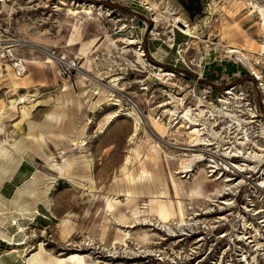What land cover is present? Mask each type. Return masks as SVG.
Wrapping results in <instances>:
<instances>
[{
  "label": "rangeland",
  "instance_id": "374dc122",
  "mask_svg": "<svg viewBox=\"0 0 264 264\" xmlns=\"http://www.w3.org/2000/svg\"><path fill=\"white\" fill-rule=\"evenodd\" d=\"M254 1L264 6V0ZM200 2L201 13L190 14L180 0H0V141L20 142L25 151L15 155L21 164L10 174L21 165L33 174L41 170L58 177L48 197L51 210L42 182L39 214L19 220L27 227V243L0 238V264H27L40 242L58 257L82 254L84 264H232L231 256L243 264L239 254L245 249L251 264H264L255 232L253 243L237 241L248 232L239 206L222 203L234 197L242 175L226 169L225 156L240 132L227 114L242 118L250 150L254 141L264 146V94L250 65L264 71L260 14L244 0ZM79 4L93 6V13L77 25L83 14L71 12L82 11ZM177 16L196 37L175 26ZM130 38L134 45H128ZM14 40L27 44L9 46ZM238 47L250 61L231 51ZM61 57L75 66L65 72ZM133 109L142 117L137 132ZM210 110L221 113L217 127ZM186 111L204 113L199 123L206 126L207 139H214L212 145H197L189 137L190 124L177 118ZM223 124L232 126L231 134ZM200 146L210 150L205 158L196 159L191 171L177 173ZM138 147L140 155L129 169L151 171V188H161L158 178H165L171 199L184 205V222L179 217L163 223L149 212L147 194L137 197L139 220L126 225L116 220L118 210L108 207V200L117 198L118 209L131 213L122 168ZM151 148L155 163L145 159ZM50 157L58 163L76 159L71 178L50 171ZM86 159L93 162L91 170ZM212 160L220 169L210 167ZM227 176L232 180L225 181ZM201 180L206 183L197 186ZM255 180L241 193L255 192ZM194 187L201 193L197 199L190 196ZM15 195L8 198L4 230L18 243L24 235L10 224L17 214L9 203Z\"/></svg>",
  "mask_w": 264,
  "mask_h": 264
},
{
  "label": "bare ground",
  "instance_id": "6f19581e",
  "mask_svg": "<svg viewBox=\"0 0 264 264\" xmlns=\"http://www.w3.org/2000/svg\"><path fill=\"white\" fill-rule=\"evenodd\" d=\"M244 1L249 6L252 13L258 12L260 14L259 25H260V28H261L263 34H264V6L259 5L254 0H244ZM80 6H78V7H80ZM81 8H83L82 11L76 9V10H73L71 12L75 16H79L80 14H83V16H81V17L79 16V18L77 20L78 21L77 25H79L80 22L81 23L83 22V21H80V19H84V16H89L93 13V6L82 5ZM181 22L184 23L183 27L179 25V23H181ZM174 24H175V26H177V25L180 26L181 28H179V29H181V31L184 32L185 34H187L189 37L194 38L197 36L195 34L196 33L195 30H193V28L190 26V24H188L186 21H184L181 17H179V16L175 17L174 18ZM13 42L14 43L9 45V46H15L18 44L19 45L27 44V42L25 40H14ZM128 42H129L128 45H134L135 39L130 38L128 40ZM70 45H73V43ZM258 45H259L258 46V48H259L258 53H260L261 55L264 56V44L261 43ZM9 46H5V47L8 48ZM231 51L236 52L240 56H243L247 60H249V57L244 52V48L239 49V47H238V48L231 49ZM254 53H257V52L254 51ZM250 65L252 66V68L255 71H257V69L253 65V63H250ZM238 99H240V98H238ZM14 102H16V101H12V103H14ZM22 102H25V98L23 101H21L19 103H22ZM114 104L118 105L119 103H114ZM199 106L201 107V105H199ZM133 111H134V109H133ZM138 112L139 111H134V114L136 115L135 132L138 131L139 124H140V117L141 116L139 117L140 113H138ZM220 114L221 113H216L215 111L210 110V115H212L211 124L213 127H217L220 125V123L217 121L218 120L217 116H219ZM126 115H129V114H126ZM203 115H204V113L202 112V113H199L198 116H193L190 113V111H186L183 116H177V118H181V120H184L185 124H186V122L190 124V126L188 128L189 129L188 134H189V137L192 138L193 142H196L197 145H201V146L205 145L207 147V146H210L214 143L213 142L214 139L213 140L211 138L207 139L208 136L206 133V129H207L206 126L200 127L201 124L199 123V121H200V118L203 117ZM227 115L231 117V119H232L231 121H234V123L237 124V128L240 132L238 133L237 142L234 141L232 143V144L235 143V145L230 148V150L227 152V154L225 156L227 158L226 162H225L226 169L230 170V171H233V170L238 171L239 173L242 174L241 175V177H242L243 173L247 169H252L251 163L257 161L258 157L262 154V153H260V151H264V149L262 148V146L259 145V143L254 141L253 145H252L253 149L250 150L251 149V146H249L250 139H249L248 135H244V133L242 131L244 129V127L242 125V118L239 117L237 114L233 115V114L228 113ZM52 116H54V115H52ZM206 116H208V115L206 114ZM1 121H2V113L0 111V122ZM244 121H246V120H244ZM180 122H182V121H179L178 124H180ZM181 125L183 126L182 123H181ZM231 129H232L231 125L227 126V124H223L222 130L224 132H226V134H229V133L231 134L232 133ZM216 131H217L216 135L217 136L220 135L219 134L220 131L219 130H216ZM135 135L136 134L134 133L133 136H135ZM28 138H29V140L31 139L32 141L36 139V137H34L33 135H29ZM43 141H44V139H43ZM197 145L194 144L191 146L192 147H198ZM201 146H200V149H198V151L196 150L198 153L189 155L190 159L188 161L190 162V165L189 166H183V168H181L183 170L180 172L177 171V173H183V172L191 171L192 169L190 167H192L193 163L196 162L195 161L196 159H198L199 161H202L205 158L206 154L209 153L210 150L205 149L204 147L201 148ZM140 150H141V147H138L136 149V155L133 158L129 157L127 159V162L125 163V165L122 168V173L125 176V180L128 182L129 187H130L128 190H126L124 192V195L127 196L126 206L130 209L131 213L127 214L126 212H123L120 209H118L121 202L117 198H112V199L108 200V204H107L108 207L111 210L117 209L118 211H117V214L115 215L116 220L118 221V223L126 225V224L130 223L131 220H133V221L139 220V218L141 217L140 216L141 210L137 204V197H138V195L147 194V195H150V200H149V203L147 204L149 212L155 213L163 223L164 222L167 223L168 220L176 219L179 217L181 218V222H184L186 219L185 218V212H184V205L181 201L175 203V201H173L171 199L169 184L165 178L163 180L158 178V180L162 182V183H160V186L162 185L161 188H159L158 186L151 188V187H149V185L154 183V175L151 171L141 169V170H139V172H135V171H131L129 169V164H130L131 160L133 159L135 161L138 159L140 152H141ZM24 152L25 151L21 147L20 142L10 143L8 140L0 141V186L4 182L6 177L11 175L10 171L12 169L15 170V167L17 165L21 164L20 163L21 159L17 158L16 154L22 155V154H24ZM241 156L243 158L238 160L237 162H233L231 160V158H233V157H241ZM145 159L148 162H150V161L156 162V160H155L156 158L152 154V148L150 149V153H148L146 155ZM6 163H7V166H6ZM9 163L11 164L10 166L8 165ZM212 163H214V164H211L210 167H217L220 169L219 163H217L215 160H212ZM46 164H47L46 165L47 168L50 171H52L54 173H58V174L65 176L67 178H71V174H72L71 171L74 170L75 166L77 165V162H76V159H74V160L64 159L62 163H58L52 157H50V158L46 159ZM85 167L88 170L92 169L93 162L91 159H86ZM219 174H220V172H219ZM223 174L224 173L222 172L220 176L223 177ZM57 178H58L57 176H52L50 174H46V173L42 172L41 170H36V172L32 175V177L18 188L15 197L9 202L15 208V210L17 212V214L15 216L11 215L13 217L10 221V224L16 225L19 233H21V234L23 233V235H24V238L22 239V241H20L18 243L14 242L15 237L12 234H9V232L6 231L7 229L4 230V225L9 218L8 217L9 208H8V204H7L9 199L3 197L0 194V238L2 240H4L5 242H7L9 244H16V245L27 243V240L30 238V236L27 233V227L22 226L21 223L19 222V220L20 219L32 220L37 214H39V209H38L37 205H38V202L43 197L45 199V200L44 199L43 200H44L45 204L47 205V207L48 208L51 207V204L49 203L48 197L50 196V194L52 193V191L54 189L53 186L56 183ZM245 178L246 177L243 176L241 178L240 183H238V185H242L243 182H245ZM217 179H220L219 176L215 180H217ZM225 179H226L225 181H231L232 180V178L229 176H227ZM257 181L254 183L255 186L258 187V186L262 185L261 182L258 183ZM42 182H44L47 185V189H46L45 193H43L45 195H43V197L41 198V194H40L41 192L39 193L38 189H39V186H41ZM205 183H206L205 180H201L200 182L197 183V186H202V184L204 185ZM177 190L179 191V187L177 188ZM199 194H201V193H199L197 191V189H195V187L191 189V192H190L191 199H197L200 196ZM222 203L227 204V205H231V202L228 199H226ZM50 210H51V208H50ZM9 212H11V211H9ZM155 214H153V215H155ZM37 246H38L37 250L33 251L31 256H29V258H27V260H26L27 264H84L85 263V261H84L85 256H83L82 254L71 253V254H69V256L67 255L65 257H62V256L58 257V256H55V255L48 253L47 249L45 248L44 242H40V244ZM13 249H14V251H17L18 248L13 246ZM242 261H245V264L250 263L247 256H244V259Z\"/></svg>",
  "mask_w": 264,
  "mask_h": 264
},
{
  "label": "built area",
  "instance_id": "2783aa9c",
  "mask_svg": "<svg viewBox=\"0 0 264 264\" xmlns=\"http://www.w3.org/2000/svg\"><path fill=\"white\" fill-rule=\"evenodd\" d=\"M263 38H264V35H263ZM59 61L63 64L65 72H66V70H69L75 66V64L71 63V61H67L65 57H61V59H59ZM256 69H257V71H255L253 69L254 71H252L251 73L255 77V80H257V82L259 83L258 87L261 88V91L264 94V71L259 70L258 68H256ZM229 92H230L229 94H231V91H229ZM246 97H249V93H247ZM255 108L257 109L256 106H255ZM254 112H255V110H254ZM263 125H264V123H263ZM248 128H249V126H248ZM246 132H247V127H246ZM262 148L264 149V146H262ZM260 152L262 154L257 159L258 160L256 162L257 166H252V169H247L243 173V176L246 177L245 182L242 185H239V188L236 190V193H234L233 191L231 192V194H233L234 197L230 198L231 199L230 200L231 201L230 207H235L237 205L239 206L238 211H239V215L241 216V221L244 222V225H246V229H248L247 230L248 232L246 233L247 235H243L244 238H242V239H240L241 237H239L237 239V241H239V243L242 242L244 244H247V242L253 243L254 242L253 232H255L257 234L256 239H258L259 243L263 244V246H261V247L258 246L256 249H257V251L258 250L261 251L260 253L262 255V259L264 262V151H260ZM255 169L257 171H255ZM253 174H257L258 179L255 180L253 178ZM250 180H252V181L255 180V182L258 180L257 182L258 183L261 182L262 185H260L258 187L256 186L255 192H252V190H251V192H252L251 195L248 193V191L241 193L242 187L245 186L247 181H250ZM250 230H252V233L250 232ZM245 255H247L249 257V260H250V253L247 249H245L243 253L239 254L240 262H243V264H245V261H242L244 259ZM231 259H232V264H236L235 263L236 258H233V256H231Z\"/></svg>",
  "mask_w": 264,
  "mask_h": 264
},
{
  "label": "crops",
  "instance_id": "0c3cea01",
  "mask_svg": "<svg viewBox=\"0 0 264 264\" xmlns=\"http://www.w3.org/2000/svg\"><path fill=\"white\" fill-rule=\"evenodd\" d=\"M33 175V172H29L28 170L21 167V165L14 171L13 175H9L6 177V181L1 184L0 186V194L5 198L12 197L18 188L23 185L27 180H29Z\"/></svg>",
  "mask_w": 264,
  "mask_h": 264
},
{
  "label": "trees",
  "instance_id": "16d2710c",
  "mask_svg": "<svg viewBox=\"0 0 264 264\" xmlns=\"http://www.w3.org/2000/svg\"><path fill=\"white\" fill-rule=\"evenodd\" d=\"M180 2L190 14L201 13L200 0H180Z\"/></svg>",
  "mask_w": 264,
  "mask_h": 264
},
{
  "label": "water",
  "instance_id": "95a60500",
  "mask_svg": "<svg viewBox=\"0 0 264 264\" xmlns=\"http://www.w3.org/2000/svg\"><path fill=\"white\" fill-rule=\"evenodd\" d=\"M179 25L183 27L184 26V23L181 22V23H179Z\"/></svg>",
  "mask_w": 264,
  "mask_h": 264
}]
</instances>
